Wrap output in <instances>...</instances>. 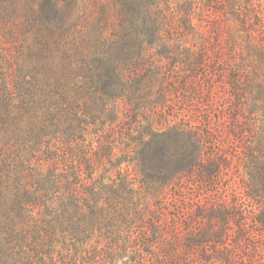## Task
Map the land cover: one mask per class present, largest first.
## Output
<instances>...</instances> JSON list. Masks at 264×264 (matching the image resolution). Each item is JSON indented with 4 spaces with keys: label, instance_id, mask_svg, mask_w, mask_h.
Here are the masks:
<instances>
[{
    "label": "rangeland",
    "instance_id": "1",
    "mask_svg": "<svg viewBox=\"0 0 264 264\" xmlns=\"http://www.w3.org/2000/svg\"><path fill=\"white\" fill-rule=\"evenodd\" d=\"M154 1L151 8L161 17V30L153 43L145 36L149 44L143 50L138 43L132 44L125 58V93L109 100L102 107V119L88 124L79 138L70 141L67 134L47 136L31 162L47 171L49 165L39 159L49 148L58 150L63 158L59 173L74 166L84 168L90 161L95 165L93 172H88L95 182L92 186L102 193L96 204L100 219L88 239H57L55 260L59 264H124L137 249L148 264H168L167 249L172 244L168 231H182L186 223L196 233L216 230L205 215L225 203H234L235 208L245 209L248 238L235 249V257L240 263L246 259L264 264V234L262 227L253 223L256 206L248 200L241 206L237 198L249 182L248 166L256 164L252 157L264 162V21H253L254 28L248 30L252 25L246 28L243 21L224 11H209L205 0ZM26 2L19 0L16 17L0 21H9L17 32L28 17L29 21H47L40 0H32L29 8ZM54 11L49 21H67L68 30L61 40L67 49L73 41L79 43L88 37L99 22L106 28L104 37H111L119 21L112 0H58ZM140 20L141 16L136 22L139 25ZM35 33L34 28L33 34H26L27 41L18 33L19 43L32 44ZM86 72L85 67L68 68L65 90L68 101L79 102L83 108L91 104ZM175 128L186 132L174 134V140L169 141L168 149L180 153L174 170L166 179L157 180L158 184L147 183L135 161L143 146L141 134L146 133L144 138L149 139ZM199 160L203 167L196 165ZM215 166L219 173L206 182L207 170ZM186 168L191 171L185 172ZM123 180L128 190L134 189L127 190L130 202H107L108 196L114 199L108 186ZM76 190L82 199L90 195L88 188ZM59 195L49 201L54 208L60 204ZM7 202L0 208V236L6 224L30 238L42 226L44 242L39 244L48 247L45 232L51 215L46 201L29 204L28 212L11 211L12 202ZM125 208L129 210L128 223L118 217ZM155 217L161 218L156 225L161 234L158 238L152 232ZM140 233L151 238L148 248L143 245L144 238L136 240ZM3 235L8 236V232ZM117 251L122 256L111 260L110 255Z\"/></svg>",
    "mask_w": 264,
    "mask_h": 264
},
{
    "label": "trees",
    "instance_id": "2",
    "mask_svg": "<svg viewBox=\"0 0 264 264\" xmlns=\"http://www.w3.org/2000/svg\"><path fill=\"white\" fill-rule=\"evenodd\" d=\"M40 1L47 21H29L28 17V21H21L19 32L9 25V21H0V208L8 204V200L12 202L11 211L28 212L29 204L45 200L44 205L51 215L45 232L49 245L39 244L44 242L40 235L42 226L31 233V240L27 233L10 230L14 225L6 224V229L1 231L3 237L0 236V264H59L55 260L57 239L65 242L70 237L74 242H83L97 226L100 215L96 204L102 198V193L101 189L95 190L92 186L95 182L88 175V172H93V163L86 161L84 168L74 166L68 172L59 173L63 158L58 150L51 148L39 159L47 162V171H43L39 164L32 166L31 162L47 136L57 138L67 134L73 141L82 136L88 124L102 119V107L109 100L122 96L127 89L123 79L127 67L125 58L132 44L138 43L143 50L145 44H149L145 36L153 43L161 30L158 23L161 17L155 14L156 9L152 11L151 8L154 7V0H112L119 13L112 36L104 37L106 28L99 22L97 27L90 30L88 37L79 43L73 41L67 49L61 45L68 30L67 21H49L58 0ZM18 3L19 0H0V19L16 17ZM30 3L32 5V0H27L28 8ZM204 3L209 11L221 10L229 17L243 21L246 28L252 25L248 30L254 28L253 21H264V0H205ZM140 16L142 23L139 25L136 22ZM34 28L36 38L33 43H19L18 33L27 41L26 34H33ZM76 66L81 69L85 67L87 71L86 93L91 104L84 108L79 102L71 103L66 98L67 69ZM57 67L62 70L59 71ZM185 132V129L175 128L152 135L149 139L144 138L146 133L141 134L143 146L135 161L147 183L158 184L157 180L166 179L174 170V161L180 153L175 148L174 151L168 149L169 141L174 140V134ZM252 159L256 164L252 168L248 166L249 182H246L244 191L237 198L241 206L247 200L253 201L256 206L253 223L260 229L262 227L264 234V162L259 163L260 158L255 156ZM201 163L199 160L196 165L203 167ZM187 168L185 172L191 171ZM219 170L218 166L208 169L205 181L210 182ZM78 187L88 188L89 197L80 198L76 190ZM108 187L115 200L108 196L107 202L123 199V204L130 202L126 198L129 195L127 181ZM128 191L133 192L134 189ZM57 194H60V204L54 208L49 201ZM233 204L225 203L210 210L208 216L205 215L207 221L215 223L216 230L196 233L186 223L182 231H168L172 241L167 249L168 264H254L246 259L240 263L235 257V249L248 238L245 209L236 206L239 210ZM125 210L118 217L128 223L129 210ZM100 211L103 213V208ZM160 220L158 217L152 225L153 237L156 238L161 236L156 226ZM57 229L61 233H55ZM4 232H8V236L4 237ZM139 238H144L143 245L148 248L151 238L146 233H140L136 240ZM232 241L233 244L230 243ZM110 256L113 260L122 255L117 251ZM130 261L124 264H148L146 257L137 249L133 250Z\"/></svg>",
    "mask_w": 264,
    "mask_h": 264
}]
</instances>
